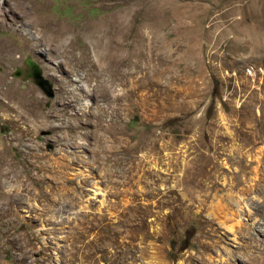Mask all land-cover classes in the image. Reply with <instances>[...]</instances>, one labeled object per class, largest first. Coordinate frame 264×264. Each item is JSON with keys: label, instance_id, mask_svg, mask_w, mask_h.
<instances>
[{"label": "rangeland", "instance_id": "374dc122", "mask_svg": "<svg viewBox=\"0 0 264 264\" xmlns=\"http://www.w3.org/2000/svg\"><path fill=\"white\" fill-rule=\"evenodd\" d=\"M27 3L0 22V264H264V0ZM93 32L116 101L84 77Z\"/></svg>", "mask_w": 264, "mask_h": 264}, {"label": "bare ground", "instance_id": "6f19581e", "mask_svg": "<svg viewBox=\"0 0 264 264\" xmlns=\"http://www.w3.org/2000/svg\"><path fill=\"white\" fill-rule=\"evenodd\" d=\"M12 2L13 3H11L10 0H2V3H5V5L0 4V22L3 21V19L1 17H4L6 14H10L13 17H16V19L14 18L13 20H11L10 27L16 26V23L14 22V20H18V19L20 20V18H24L23 20H25V14L29 13L31 15H34V13H37L35 8H34L33 12L31 11L30 6L27 3L28 0H12ZM0 3H1V1H0ZM37 15H38V13H37ZM32 18H31V20H33ZM36 23L38 24V26H40L41 29H38L40 31L43 30L42 27L47 26L46 24H43V22L38 21V20H36ZM22 24L26 25L27 24L26 20L24 22H22ZM21 26H24V25H21ZM94 33L95 32L92 33L93 37L91 40L92 41V45H91L92 48L87 47V50L84 49L81 52L82 57L83 58L85 57L88 59L90 67L94 68V72L91 71L92 68L88 69V70H86L84 77H85V79L88 80V82L91 81V79H94V77L98 78L99 81H97L95 83V88L98 90L100 95H102L105 99H108L111 101H116L117 98H115V97L113 98L110 96L109 89L114 85H118V83L121 81V79H122L121 77L123 75V73L121 72V66L123 64V61L118 55H117L118 58L116 57L118 46L114 42V40H111V42L108 44H104L103 36L101 34L96 35ZM63 52L68 53V55H69V59L67 60V63L71 62L72 60H75V58H74L75 57L74 47H72L69 44H65V45H63ZM91 52L93 53L92 56L90 55ZM130 64H133V63H130ZM74 68L75 67H73V66L71 67L68 65V68L66 71L67 74L74 72ZM106 73H108L109 78L104 79L103 75ZM71 75H73V74H71ZM68 77L69 76H67L66 78H68ZM100 78H102V79L100 80ZM79 79L81 80L82 77L79 76ZM88 82L85 83L87 87H88ZM63 83L69 84L70 86H73L74 80L73 79H66V81L63 80ZM73 89L72 90L74 91V93H72L73 91H71V94H72L71 101L77 102L80 99L79 96H77V94L75 93V90H77V87H73ZM94 94H95V92H94ZM103 114L104 113L101 111V113L99 114L98 117L102 119L104 117ZM44 120L45 119L43 117L42 121L44 122ZM9 173L10 172H6V173H3V175L7 176ZM14 175H15V178L21 177V174H19V172H16Z\"/></svg>", "mask_w": 264, "mask_h": 264}, {"label": "water", "instance_id": "95a60500", "mask_svg": "<svg viewBox=\"0 0 264 264\" xmlns=\"http://www.w3.org/2000/svg\"><path fill=\"white\" fill-rule=\"evenodd\" d=\"M24 65L26 68L18 67L14 75L21 76L23 79L31 78L36 85H38L48 97H53L54 90L52 83L44 78L41 69L32 62L29 58L25 60ZM44 134V133H43Z\"/></svg>", "mask_w": 264, "mask_h": 264}, {"label": "trees", "instance_id": "16d2710c", "mask_svg": "<svg viewBox=\"0 0 264 264\" xmlns=\"http://www.w3.org/2000/svg\"><path fill=\"white\" fill-rule=\"evenodd\" d=\"M196 233V228L195 226H188L185 231H184V237L181 241V249L186 248L187 246L190 245V240L193 238V236Z\"/></svg>", "mask_w": 264, "mask_h": 264}]
</instances>
